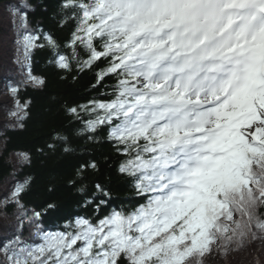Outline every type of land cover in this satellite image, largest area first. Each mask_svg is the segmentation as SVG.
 <instances>
[{"label": "snow or ice", "instance_id": "snow-or-ice-1", "mask_svg": "<svg viewBox=\"0 0 264 264\" xmlns=\"http://www.w3.org/2000/svg\"><path fill=\"white\" fill-rule=\"evenodd\" d=\"M4 8L26 68L7 89L16 123L30 107L20 91L46 85L28 67L37 49L60 71L92 72L105 98L66 111L82 133L107 129L138 201L101 216L109 193L97 183L83 202L92 214L52 231L42 220L55 205L25 209L29 181H17L0 198L17 220L0 264H205L264 234V0H60L58 27L75 21L63 44L32 25L33 0Z\"/></svg>", "mask_w": 264, "mask_h": 264}, {"label": "trees", "instance_id": "trees-1", "mask_svg": "<svg viewBox=\"0 0 264 264\" xmlns=\"http://www.w3.org/2000/svg\"><path fill=\"white\" fill-rule=\"evenodd\" d=\"M9 1L0 0V4ZM33 2L38 8L29 14L32 25L41 24L45 31L63 44L75 21L69 20L61 29L57 15L60 0ZM41 9L47 11L42 13ZM50 59L51 54L47 49H37L31 56V71L44 77L46 85L42 89L28 88L19 93V100L22 103L29 101L30 107L22 122L23 127H6L3 130L0 182L14 171L10 161L11 152L28 153L30 161L22 166L19 164L14 172L19 182L29 181L21 202L25 209L36 211L46 208L48 204L55 205L47 210L42 220L45 228L55 231L58 228L62 230L63 223L77 215L92 214V207H84L83 202L86 196L95 192L97 183L102 184L109 193V197L105 198L108 204L101 216L113 208L130 209L137 203L138 197L130 181L117 173L122 157L108 142L107 129L94 134L82 133L84 124L66 111L68 107L86 104L94 97L104 99L101 93L105 89L91 88L94 83L92 72L78 73L75 66L71 72L60 71L49 62ZM73 76H77V79L74 80ZM91 161H95L97 168L88 169L82 177L77 176L79 166ZM11 209V206L8 207L7 212Z\"/></svg>", "mask_w": 264, "mask_h": 264}, {"label": "rangeland", "instance_id": "rangeland-1", "mask_svg": "<svg viewBox=\"0 0 264 264\" xmlns=\"http://www.w3.org/2000/svg\"><path fill=\"white\" fill-rule=\"evenodd\" d=\"M9 2L15 3V0ZM4 3L0 4V150L3 147V130L6 127H19L15 117L11 115L14 110V101L7 89L10 82L20 81L26 70L23 64L17 62L18 53L13 43L16 38L14 36L15 29L8 26L9 11L4 8ZM5 40L7 41L6 45L3 44ZM6 76H10V81L7 80ZM17 153L23 152L14 151L10 154V161L14 171L0 182V198L7 194L15 182L19 181L14 175L15 169L19 165ZM14 213V207L6 214L0 211V237L9 236L13 232L17 225ZM23 236L25 239L30 236L27 227ZM205 264H264V234H261L256 240L248 241L238 249L234 248L227 254L213 252L207 257Z\"/></svg>", "mask_w": 264, "mask_h": 264}, {"label": "bare ground", "instance_id": "bare-ground-1", "mask_svg": "<svg viewBox=\"0 0 264 264\" xmlns=\"http://www.w3.org/2000/svg\"><path fill=\"white\" fill-rule=\"evenodd\" d=\"M6 77H7V80H9V81H10V79H11V78H10V76H6Z\"/></svg>", "mask_w": 264, "mask_h": 264}]
</instances>
